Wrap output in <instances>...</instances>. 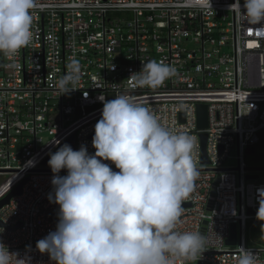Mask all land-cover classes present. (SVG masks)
Instances as JSON below:
<instances>
[{"label":"built area","instance_id":"2783aa9c","mask_svg":"<svg viewBox=\"0 0 264 264\" xmlns=\"http://www.w3.org/2000/svg\"><path fill=\"white\" fill-rule=\"evenodd\" d=\"M38 3L33 41L13 55L0 53V200L26 179L21 194L0 209V243L19 258L30 256L31 264H54L36 249L37 241L55 231L59 212L48 199L53 173L42 163L70 137L74 150L85 145L94 154L91 142L103 108L98 97L125 94L151 108L165 127L196 137L199 176L177 229L199 231L207 243L184 264H238L240 247L264 264V246L246 245L247 222L257 219V189L264 183L247 179L255 172L244 162L264 133L260 26L229 11L235 0ZM73 59L81 67L80 83L62 95L57 81ZM149 60L168 63L177 74L157 88L136 87L129 77ZM198 105L206 106L205 129L197 127ZM200 134H206V163ZM232 148L236 165L225 167ZM29 161L35 166L26 167ZM232 224L237 244L227 247Z\"/></svg>","mask_w":264,"mask_h":264},{"label":"clouds","instance_id":"9594fccd","mask_svg":"<svg viewBox=\"0 0 264 264\" xmlns=\"http://www.w3.org/2000/svg\"><path fill=\"white\" fill-rule=\"evenodd\" d=\"M38 6V0H0V53L13 55L33 41L32 10ZM233 9L264 34V0L243 5L235 0ZM69 69L57 81L62 95L80 83L79 61L73 59ZM176 74L174 66L149 60L129 79L136 87L157 88ZM98 99L103 108L91 142L95 153L68 144L49 153L48 199L59 206L58 223L36 249L54 264H184L207 243L199 231L177 229L199 176L196 137L165 127L151 108L129 95ZM32 166L34 161L26 165ZM61 170L67 175L60 176ZM257 195L256 218L264 221V188ZM0 264H31V257L19 258L0 243ZM238 264H256L253 251L240 247Z\"/></svg>","mask_w":264,"mask_h":264},{"label":"water","instance_id":"95a60500","mask_svg":"<svg viewBox=\"0 0 264 264\" xmlns=\"http://www.w3.org/2000/svg\"><path fill=\"white\" fill-rule=\"evenodd\" d=\"M197 127L199 129H205L207 127V113H206V106L205 105H198L197 106ZM264 131V130H263ZM200 140H201V146H202V163H206V154H205V142H206V134H200ZM63 144H68L70 145L73 150H74V139L73 137L68 138L66 141H64L59 147L63 146ZM55 149V151H53V153H55L58 148ZM256 149L254 147L249 148L246 151L247 155H253L255 154ZM50 156L47 157L44 161H43V165L48 166V160H49ZM251 172H255L254 175H248L247 179L248 180H257L260 178L259 173L260 172H264V167H251L248 169ZM26 179L23 180L21 183H19L13 190H11L8 194H6L1 200H0V209L7 205L10 201L11 198L18 196L21 194V189L22 186L25 184ZM258 211V210H257ZM249 214H251L252 212L249 210L248 211ZM56 215L52 216V219L55 218ZM19 226V225H18ZM3 227L2 223L0 222V228ZM15 228H11L10 230H14ZM226 246L227 247H234L237 244V229H236V225L232 224L231 225V229H230V237L229 239L226 241Z\"/></svg>","mask_w":264,"mask_h":264},{"label":"rangeland","instance_id":"374dc122","mask_svg":"<svg viewBox=\"0 0 264 264\" xmlns=\"http://www.w3.org/2000/svg\"><path fill=\"white\" fill-rule=\"evenodd\" d=\"M45 137V136H44ZM262 142H260L256 146V152L253 155H244V162L246 166L248 167H264V133H261ZM236 151L234 148L230 151L228 159L223 163V166L230 167L236 165ZM261 176L260 182L264 183V172L259 173ZM5 177L0 176V184L4 181ZM262 226H264V221H259L257 219L250 220L247 222V228H246V238L247 243L246 245L249 246L251 242H255L258 237V232H256L254 229H262ZM197 264V263H193Z\"/></svg>","mask_w":264,"mask_h":264},{"label":"trees","instance_id":"16d2710c","mask_svg":"<svg viewBox=\"0 0 264 264\" xmlns=\"http://www.w3.org/2000/svg\"><path fill=\"white\" fill-rule=\"evenodd\" d=\"M256 232H258V237L255 242H251L249 246H264V229H254Z\"/></svg>","mask_w":264,"mask_h":264},{"label":"crops","instance_id":"0c3cea01","mask_svg":"<svg viewBox=\"0 0 264 264\" xmlns=\"http://www.w3.org/2000/svg\"><path fill=\"white\" fill-rule=\"evenodd\" d=\"M254 175V174H253ZM260 175V174H259ZM260 178H261V176H260Z\"/></svg>","mask_w":264,"mask_h":264}]
</instances>
